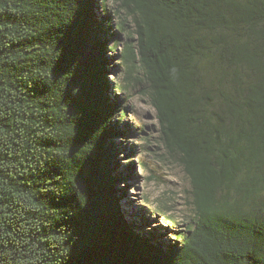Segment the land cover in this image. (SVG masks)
Masks as SVG:
<instances>
[{"label":"trees","instance_id":"16d2710c","mask_svg":"<svg viewBox=\"0 0 264 264\" xmlns=\"http://www.w3.org/2000/svg\"><path fill=\"white\" fill-rule=\"evenodd\" d=\"M137 75L195 197L143 198L175 243L119 208ZM0 264H264V0H0Z\"/></svg>","mask_w":264,"mask_h":264},{"label":"rangeland","instance_id":"374dc122","mask_svg":"<svg viewBox=\"0 0 264 264\" xmlns=\"http://www.w3.org/2000/svg\"><path fill=\"white\" fill-rule=\"evenodd\" d=\"M110 51L111 49L108 51L110 61L107 65V80L111 85L109 97L115 102V99H125L117 94L115 89V85L124 82L120 64L123 48L119 47L115 56ZM139 78L142 82L138 85L137 93L125 104L128 115L122 122L123 127L128 125L133 130V137L120 135L113 139L120 148L119 159L122 168L129 165L134 169V172L129 171V176L117 186L121 195L119 208L123 217L124 213L129 216V223L125 218L124 220L127 224L131 223V227L134 224L132 228L137 234L151 236L154 244L170 243V240L175 243L177 228L172 227L171 222L163 216L148 213L146 210L149 208L144 204L143 198L149 197L154 203H167L170 207L169 215L174 216L178 223L184 226L197 214L195 197L182 170L173 161L165 159L158 143V120L147 95L149 84L142 75ZM143 128L145 135L141 134ZM141 136H149L150 140L144 142ZM132 151L135 153H130ZM131 211H134V214Z\"/></svg>","mask_w":264,"mask_h":264},{"label":"bare ground","instance_id":"6f19581e","mask_svg":"<svg viewBox=\"0 0 264 264\" xmlns=\"http://www.w3.org/2000/svg\"><path fill=\"white\" fill-rule=\"evenodd\" d=\"M132 212V211H131ZM128 214V213H127ZM132 214H134V211L132 212ZM126 216V217H125ZM124 218H125V220L127 221V220H129V216L128 215H125V213H124ZM128 222V221H127ZM134 225V224H133Z\"/></svg>","mask_w":264,"mask_h":264},{"label":"water","instance_id":"95a60500","mask_svg":"<svg viewBox=\"0 0 264 264\" xmlns=\"http://www.w3.org/2000/svg\"><path fill=\"white\" fill-rule=\"evenodd\" d=\"M122 111H123L122 109L119 111V117L122 115Z\"/></svg>","mask_w":264,"mask_h":264},{"label":"clouds","instance_id":"9594fccd","mask_svg":"<svg viewBox=\"0 0 264 264\" xmlns=\"http://www.w3.org/2000/svg\"><path fill=\"white\" fill-rule=\"evenodd\" d=\"M122 114H123V111H122ZM122 116V115H121Z\"/></svg>","mask_w":264,"mask_h":264}]
</instances>
